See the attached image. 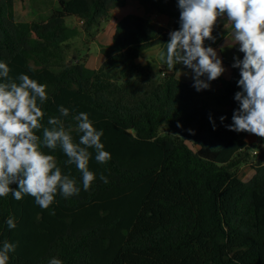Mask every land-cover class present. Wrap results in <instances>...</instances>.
<instances>
[{"label": "trees", "instance_id": "trees-1", "mask_svg": "<svg viewBox=\"0 0 264 264\" xmlns=\"http://www.w3.org/2000/svg\"><path fill=\"white\" fill-rule=\"evenodd\" d=\"M138 1L144 15L118 23L101 47L105 59L93 68L78 51L68 58L70 41L80 34L95 40L111 7L127 0H59L46 15L48 0H0V62L9 65L11 78L27 74L47 86L36 135L41 150L54 155L81 189L70 198L57 194L47 209L29 195L0 197V247L16 245L8 264H48L53 257L62 264H264V138L251 143L248 132L227 127L239 108L240 69L221 48L232 71L211 92L182 79L179 72L188 68L181 64L140 62L155 46L166 54L170 32L181 27V10L178 0ZM20 4L29 8L28 18ZM163 15L170 22L155 31ZM212 35L206 47H221L233 36L226 16ZM61 105L69 109L61 119L74 142L82 134L73 117L87 113L111 155L102 165L89 149L96 179L87 191L66 154L42 144L43 127L60 116ZM245 164L255 169L248 180L241 175Z\"/></svg>", "mask_w": 264, "mask_h": 264}, {"label": "clouds", "instance_id": "clouds-1", "mask_svg": "<svg viewBox=\"0 0 264 264\" xmlns=\"http://www.w3.org/2000/svg\"><path fill=\"white\" fill-rule=\"evenodd\" d=\"M178 7L181 27L170 32L166 54H161V59L168 68L181 64L191 69L197 91L209 89L210 81L218 79L225 68L216 49L206 47L205 40H214L213 29L218 19L226 16L234 41L244 54L242 60L234 58L233 67L240 69L241 91L235 94L239 108L227 127L264 138V0H178ZM46 87L27 74L11 78L9 65L0 62V197L11 193L21 200L29 195L42 209L49 208L57 194L70 198L81 191L74 178L62 173L54 155L41 150L36 132L42 128L45 115L40 104L48 99ZM59 112L60 116L48 119L49 127H43L42 144L50 151L59 148L66 154V164L76 166L82 174L83 190L87 191L96 179L89 170V149L95 150V160L102 165L111 159L101 142L104 132L94 127L87 113L81 112L73 117L77 121L75 130L82 134L75 143L72 129H66L61 119L69 116V109L61 105ZM220 119L224 121L226 117ZM100 178L109 182L106 176ZM7 225L10 229L17 226L13 218L7 220ZM15 250V244L4 241L0 264H8L9 253ZM48 264L62 261L53 257Z\"/></svg>", "mask_w": 264, "mask_h": 264}, {"label": "rangeland", "instance_id": "rangeland-1", "mask_svg": "<svg viewBox=\"0 0 264 264\" xmlns=\"http://www.w3.org/2000/svg\"><path fill=\"white\" fill-rule=\"evenodd\" d=\"M59 6V0H48V4L44 9V15L49 14L54 7ZM29 8L25 4L19 5V12L22 15V18H28ZM145 7L138 0H127V4L125 6H117L111 7L110 15L103 20V24L100 27V31L95 40H92L87 34H80L77 37L73 38L71 43V50L68 53V58L73 59L77 58L76 52L80 53V57L83 60H86L88 66L97 68L101 65L103 60L105 59L104 54L101 51V47L106 45L110 40L117 29L118 23L125 19L126 16L132 15H144ZM161 22H156L155 31L160 29H166L170 19L167 16H160ZM72 24L79 23V19L71 18ZM129 21H134V18H131ZM226 53V59L229 62L235 61L234 58L239 57V59H243L244 54L239 51V45H236L233 36L230 37V40L223 44L221 47H214L216 49L218 56L222 59L223 54L222 50ZM235 51V52H234ZM161 54H163V49L160 46H155L146 50L143 55L138 59L142 63L153 62L154 64L160 66L162 63ZM223 61V60H222ZM229 62L223 61V67L225 68V72L216 80L210 81V88L205 89V91L218 92L220 88L224 85V81H226L230 75L232 68ZM182 79L187 81L194 82L193 73L191 69H182L178 74ZM202 79H206L203 77ZM258 137L254 134L249 133L248 139L251 143L259 142ZM262 147H264V143H262ZM260 151V149H258ZM255 169L252 164H245L241 169V175L244 179L248 180L254 174Z\"/></svg>", "mask_w": 264, "mask_h": 264}, {"label": "built area", "instance_id": "built-area-1", "mask_svg": "<svg viewBox=\"0 0 264 264\" xmlns=\"http://www.w3.org/2000/svg\"><path fill=\"white\" fill-rule=\"evenodd\" d=\"M259 151L258 150H254V153L257 154Z\"/></svg>", "mask_w": 264, "mask_h": 264}, {"label": "crops", "instance_id": "crops-1", "mask_svg": "<svg viewBox=\"0 0 264 264\" xmlns=\"http://www.w3.org/2000/svg\"><path fill=\"white\" fill-rule=\"evenodd\" d=\"M222 52V51H221ZM235 52V51H234ZM249 140V139H248ZM260 140V139H259ZM250 141V140H249Z\"/></svg>", "mask_w": 264, "mask_h": 264}]
</instances>
